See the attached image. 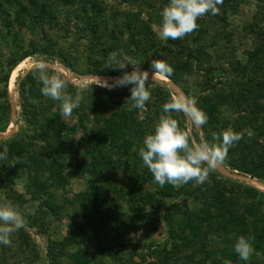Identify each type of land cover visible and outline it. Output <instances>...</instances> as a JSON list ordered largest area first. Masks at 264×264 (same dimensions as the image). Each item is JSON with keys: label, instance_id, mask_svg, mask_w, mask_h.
I'll return each instance as SVG.
<instances>
[{"label": "rangeland", "instance_id": "1", "mask_svg": "<svg viewBox=\"0 0 264 264\" xmlns=\"http://www.w3.org/2000/svg\"><path fill=\"white\" fill-rule=\"evenodd\" d=\"M21 1L25 5H30L32 1L47 3L48 9L51 10L56 19L51 24L39 23L38 26H33L32 29H29V27L20 28L19 26L8 28L4 26L6 22L3 13H0V79L7 64L18 59L19 53L27 52L29 57L38 56L47 60L53 69L59 72L72 87L70 94L74 95L77 89H83L84 100L79 107L89 116L86 122V130L88 131L85 133V130L83 132L79 130L77 135L65 133L64 137H69L74 149H71L69 144H64V150L61 151L60 158L58 157V165L51 164V161L47 158L44 159L45 164L39 166L30 164L14 185L9 186L10 188L2 182L5 179V172L2 170L0 161V197L7 198L18 206L25 213L26 219L25 226L12 234L11 246L0 244V264H72L70 255L77 252V244L75 241L70 242L69 237L76 235L78 238L80 230H85L88 243L84 244V247L89 244L90 249L88 248V250L90 252H92L94 245L99 242H101L100 244L107 243V245L111 244L117 247L122 245L125 252L121 254L127 257L122 258L121 264H131V255H136L133 261L137 263H141L144 257L147 259V263L148 261L157 263L160 260L158 252L165 248L168 249L170 241L167 228L161 222L162 218L153 228V225L136 219V215L133 216L129 212L128 208L133 205L132 199H121L119 196L124 195L122 193L131 194L134 192L135 199L138 201L137 196L140 197L143 193L154 192L158 188V184L154 182L150 175L151 178H148L149 176L145 174L143 168L135 172L132 164L123 163L113 168L111 173L93 177L91 180L89 174L79 175L76 172L79 170L77 161L82 158L86 162L90 161L86 155V149L92 139L90 135L95 134L98 128V122L94 119L96 115L94 103H98L101 109L104 106L111 110L120 93L123 90H130L131 87L129 85L108 90L96 84L98 81L94 77L99 75L94 73L99 70L102 64L105 66L108 54L116 51L122 57H127L133 67H139L142 64L139 59L137 60L131 54V48L128 46L130 42L135 41L141 49L160 52L156 56L149 55L148 57H151V60L160 59L167 63L173 59L174 54L177 57H186L184 60H187L188 55L185 56L188 49L187 42L192 40V35L195 38L197 33L192 32L183 39L176 40H162L159 38L156 26L161 21L160 12L169 3V0H138V2L130 0L128 3L125 2L126 0H94L101 5L109 17L107 22L105 21L106 23L100 26L98 35L85 30L86 21L83 16L86 13L83 11L82 0H78L77 3H66L65 0ZM4 2L9 3V0H4ZM234 3L235 6L231 9H224L223 3L217 5L219 8L218 14L208 13L200 17L203 20L204 27H207L208 33L205 36L203 35L202 38L209 45L207 51L211 53V58L207 62V59L203 60L201 54L198 55L201 61L193 62V66L189 68L188 73L186 72L181 76L188 93L195 98L196 103H198L197 96L205 88L207 81L212 86L218 85L221 81H229L231 63L239 61L242 65H246L249 61V53L254 51L259 43L263 42L264 44V36L258 28V25L264 26V22L261 23L264 0H234ZM226 12L228 13L225 14ZM133 15L136 17H133ZM251 25H256L255 31H251ZM212 42L213 44H211ZM49 43L53 44L55 54L43 52ZM189 57H193V54ZM188 60H191V58H188ZM132 66L128 65L124 70L118 69L121 71L120 76H122L123 71L131 72L133 70ZM31 70H33L31 63L26 58L11 74L9 81L11 113L7 114L9 120L6 119L3 124H0V152L6 146L4 141H13L21 136L23 129L28 127L22 114L19 82ZM139 70L142 71L140 67ZM113 71L112 69L111 72ZM150 73L147 81L148 90L155 89L154 83H158L160 86L166 87L170 95L175 92L174 88L163 77H156L152 80V74ZM99 77L109 83H113L114 79L118 78ZM166 78L171 81L169 77ZM256 78L255 76L253 79ZM175 85L187 95L177 84ZM47 100L48 97L38 101L34 111L36 118L31 120V125L37 124L38 121L40 123L44 121L41 112L47 109ZM227 103L220 106V111L227 110ZM57 108L58 102L54 101L52 112H56ZM226 112L232 117L237 115L234 112ZM183 118L191 136L196 130L199 132L200 137L203 136L204 138L202 129L191 126L184 115ZM62 119L68 128L76 126L77 117L73 114L69 118L62 117ZM59 161L61 162L59 163ZM224 168L221 164L215 169L223 176L222 180L224 182L239 181L264 193L263 182L243 177L237 172L232 173ZM56 170H59L60 176L63 178L62 182H65L64 188L55 186L53 179ZM212 173L213 171L210 172V174ZM32 179L35 180V183L36 180L40 182L39 187L46 183L49 185L50 194L55 197L54 201L64 206V209L58 215H54L44 207L38 210L41 203L34 196V186H29ZM211 183L212 180L208 177V180L203 184H194V186L197 189H204L206 185ZM95 191H98V193H95ZM91 193L100 194L103 198L102 201L106 200L108 206L105 204L104 207H101V202L98 204L90 202L92 209L88 210L79 204L78 197L80 199L86 198ZM41 197L50 198L47 193ZM184 198L192 202L195 200L194 196L193 198L182 196L175 200H164L161 215L167 209L172 208L173 203L182 204ZM136 201L135 204L137 205ZM25 205L34 209L35 214L26 213ZM44 210L47 211V214L43 212ZM115 211H118L117 215L119 217H116L118 221L113 219L115 218ZM128 219L135 222L136 229L129 234H125L123 230L115 225L121 221L128 222ZM92 225L97 229H94ZM120 231L122 236L117 235ZM193 251V249L182 250L180 256L178 255L182 261L169 258V264H211L210 261L199 262L201 260L200 254H194L193 260H190L188 257L193 255ZM90 254L87 255L90 257ZM116 257H120V255ZM106 259L103 262L104 264L117 263L108 255ZM146 262L143 263L146 264ZM76 264L82 263L78 262Z\"/></svg>", "mask_w": 264, "mask_h": 264}, {"label": "trees", "instance_id": "2", "mask_svg": "<svg viewBox=\"0 0 264 264\" xmlns=\"http://www.w3.org/2000/svg\"><path fill=\"white\" fill-rule=\"evenodd\" d=\"M77 1L65 0L64 2L77 3ZM82 2L83 11L86 13L83 16L86 21L85 30L98 35L100 26L105 24L109 17L101 5L94 0H82ZM125 2L128 3L130 0ZM223 4L224 9H231L235 6L234 0H223ZM48 8L47 3L32 1L30 5H25L21 0H9V3L0 0V13H3L6 22L4 26L8 28L19 26L20 28L29 27V29H32L33 26L36 27L38 26L37 24L42 22L51 24L56 17ZM133 17L136 16L133 15ZM263 22L264 9L261 12V23ZM197 23L199 27L194 31V33H197L196 37L194 38V35H192V40L187 42L188 49L186 48L187 53H185V56L188 55L187 60H184L186 57H177L174 54L173 59L167 62L173 69V74L169 77L171 81L161 76L175 91L179 90L175 85L177 84L190 97L192 96L188 93L181 76L186 72L188 73L189 68L193 66V62L201 61L198 55L201 54L204 58L203 60L207 59V62L211 58V53L207 51L209 45L202 38L203 35L205 36L208 33L207 27H204L203 20L200 18ZM256 25L250 26L251 31H255ZM258 28L264 36V26L258 25ZM128 46L131 48V54L137 60L139 59L142 64L139 65L141 70L148 73L153 72L154 70L150 66L151 57L148 56H156L160 52L141 49L135 41L130 42ZM43 52L55 54L53 44L49 43ZM191 54H193V57H189ZM28 57L29 53L27 52L19 53L18 59L8 63L3 71L0 79V124H3L6 119L9 120L7 114L11 113L9 96L11 74ZM188 58H191V60H188ZM231 66L229 81H221L218 85L213 86L207 81L205 88L197 96L198 103H196V106L208 118L207 123L201 129L204 139L208 141L212 140V133H220L229 128L235 132L243 133V138L229 148L227 158L222 165L232 173L237 172L243 177L257 179L264 183L263 42L259 43L255 50L249 53V61L246 65L236 61L231 63ZM111 70V68H106L102 64L94 74L107 77H118L121 75V71L118 69H113V72ZM255 76L257 78L254 80ZM37 77L38 73L33 69L27 72L26 76L19 82L22 114L28 127L23 129L21 136H18L13 141H4L8 154L7 160L1 161L2 170L5 172V179L2 182L8 185V188H10V185H14L30 164L35 166L45 164L44 159L47 158L51 161V164L58 165V157L60 158V153L64 150V144H69L70 148L74 149L69 137H64L65 133L77 135L79 130L81 132L85 130V133L88 131L86 130V122L89 116L81 107L73 111V115L77 117L76 126L68 128L62 119L59 107L56 112H52L54 101L50 98L47 100V109L41 112V115L44 116V121L42 123L38 121L37 124L31 125V120L36 118L34 111L38 101L46 98L41 94L42 83ZM154 88L149 89L151 98L146 102L143 110H129L130 105L125 104L130 98V90H123L120 93L114 101L111 110H108L102 104L103 108L101 109L98 103H94L96 113L94 119L98 122V128L95 134L90 135L92 139L86 149V155L90 161L86 162L84 158L77 161L79 170L76 172L79 175L89 174L92 180L93 177L111 173L113 168L123 163L132 164L135 172L143 168L145 174L147 176L150 175L154 180L147 167L143 165L138 155V150L142 146L145 134L154 131V126L163 111L162 106L168 102L171 96L169 90L158 83H154ZM71 89L72 87L68 84L67 92L69 94ZM226 102H228L227 110L220 111V106ZM226 111L234 112L237 115L232 117ZM173 116L179 121L181 129L188 130L182 113H173ZM247 129L253 131L254 134L251 137L247 135L245 131ZM193 137L197 141L201 139L199 132L196 130L193 132ZM17 157L20 158V163L15 166H9V162ZM150 176L148 177L149 179L151 178ZM209 177L212 183L206 185L204 189H197L193 182H189L179 188L170 184H165L164 187L158 185L154 192L143 193L140 197L137 196L136 198H139L140 203L139 200L136 201L134 192L131 194L122 193L126 196H119L121 199H132L133 205H130L129 208L127 207L129 212L133 216L136 215V219L150 223L153 228L162 218L161 222L166 226L169 234V248L158 252L160 260L157 263H152L151 261L147 263L145 257L141 263H137L133 261L136 255H131V264H144L143 262H146V264H159V262L160 264H169L168 259H179V254L184 249L194 250L193 255L188 257L190 260H193L194 254H200L201 260L199 262L210 261L211 264H223V260L228 259L232 261V264H264V193L253 186L239 181L226 183L222 180L223 176L215 170L212 174H209ZM62 179L59 170H56L53 181L57 188L65 187V182H62ZM31 181L29 186H34V196L41 203L38 210L44 207L54 215H58L64 209V206L54 201L55 197L50 194L49 185L46 183L39 187V181L36 180V183L34 179ZM98 191H95V193H98ZM45 193L50 198H42L41 196ZM182 196L192 198L194 196L195 200L192 202L184 198L182 204L173 203L172 208L167 209L161 215L164 200H175ZM102 199L100 194L92 193L88 194L86 198L80 199L78 197L79 204L88 210L91 208L90 202L95 204L101 202V207H104L106 200L102 201ZM106 206H108V203ZM43 212L47 214L46 210ZM117 213L118 211H115L114 221H118L116 218L119 217ZM130 220L128 219V222L121 221L115 226L123 230L125 234H129L136 229L135 222ZM93 225L92 227L97 229ZM117 235L122 236L121 231ZM241 235L255 238L252 241L253 247L257 252L261 253L262 258L257 259L253 255L250 261L247 262L239 259L234 252V242ZM76 238V235L69 237L70 242L75 241L77 244V252L70 255L72 264L78 262L82 264H95L96 262L97 264H104L103 262L107 260V255L117 261L118 264H121L122 258L127 257L121 254L125 252L122 245L117 247L103 242V244L99 242L94 245L92 252H90L88 250L89 244L84 247V244L88 243L85 230H80L78 238ZM88 253H92L90 257L87 255ZM117 255H120V257H116ZM179 260L182 261V259Z\"/></svg>", "mask_w": 264, "mask_h": 264}, {"label": "clouds", "instance_id": "3", "mask_svg": "<svg viewBox=\"0 0 264 264\" xmlns=\"http://www.w3.org/2000/svg\"><path fill=\"white\" fill-rule=\"evenodd\" d=\"M223 0H169L160 12L161 21L156 26L157 34L162 40L183 39L198 29V19L205 14L219 13L217 5ZM32 68L38 73V80L42 83L41 94L58 102L62 117L72 116L74 109L79 108L84 100L83 89H77L75 94L67 92L68 82L62 75L55 71L52 65L38 56L28 57ZM128 65L132 66L127 57L113 51L108 54L105 67L124 70ZM152 80L156 77H170L173 69L163 60H151ZM131 72L123 71L122 76L115 78L113 83L94 77L100 87L112 90L115 87H130V98L125 104H129V110L145 108V104L151 98L147 81L149 73L140 71L139 67H133ZM162 114L154 126L152 133L145 134L138 155L143 165L147 167L154 178V182L160 187L170 184L179 188L189 182L195 185L203 184L208 180L210 172L218 168L227 158L228 150L243 138V133L233 131L231 128L220 133H212V140L208 141L201 136L197 141L190 135V130L181 129L179 121L173 113H182L189 124L196 129H201L207 123L206 114L196 106L193 97L176 90L168 102L162 106ZM251 137L254 133L251 129L245 130ZM8 149L5 147L0 152V161L7 160ZM20 163V158L9 162V166ZM25 212L35 214L34 209L25 205ZM25 213L12 201L0 197V244L11 246L12 234L25 226ZM254 237H237L234 242V252L241 261H249L255 255L262 258L261 253L253 247ZM223 264H232L228 259Z\"/></svg>", "mask_w": 264, "mask_h": 264}, {"label": "water", "instance_id": "4", "mask_svg": "<svg viewBox=\"0 0 264 264\" xmlns=\"http://www.w3.org/2000/svg\"><path fill=\"white\" fill-rule=\"evenodd\" d=\"M224 168V167H223ZM225 169V168H224Z\"/></svg>", "mask_w": 264, "mask_h": 264}]
</instances>
